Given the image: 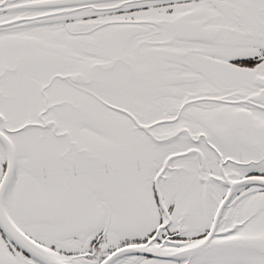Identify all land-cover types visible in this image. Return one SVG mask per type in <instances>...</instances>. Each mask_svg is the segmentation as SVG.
I'll return each instance as SVG.
<instances>
[{"label": "snow or ice", "instance_id": "6c2138e0", "mask_svg": "<svg viewBox=\"0 0 264 264\" xmlns=\"http://www.w3.org/2000/svg\"><path fill=\"white\" fill-rule=\"evenodd\" d=\"M0 264H264V0H0Z\"/></svg>", "mask_w": 264, "mask_h": 264}]
</instances>
